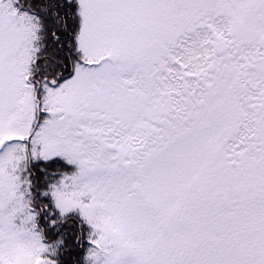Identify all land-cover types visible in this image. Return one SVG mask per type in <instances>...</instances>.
<instances>
[{"label":"snow or ice","instance_id":"1","mask_svg":"<svg viewBox=\"0 0 264 264\" xmlns=\"http://www.w3.org/2000/svg\"><path fill=\"white\" fill-rule=\"evenodd\" d=\"M0 264H264V0H0Z\"/></svg>","mask_w":264,"mask_h":264}]
</instances>
